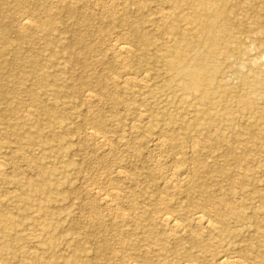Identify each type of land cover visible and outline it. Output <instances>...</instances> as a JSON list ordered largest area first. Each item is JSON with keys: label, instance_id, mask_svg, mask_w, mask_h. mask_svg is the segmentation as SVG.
<instances>
[{"label": "rangeland", "instance_id": "rangeland-1", "mask_svg": "<svg viewBox=\"0 0 264 264\" xmlns=\"http://www.w3.org/2000/svg\"><path fill=\"white\" fill-rule=\"evenodd\" d=\"M225 4L204 45L171 0H0V264H264V0Z\"/></svg>", "mask_w": 264, "mask_h": 264}, {"label": "bare ground", "instance_id": "bare-ground-1", "mask_svg": "<svg viewBox=\"0 0 264 264\" xmlns=\"http://www.w3.org/2000/svg\"><path fill=\"white\" fill-rule=\"evenodd\" d=\"M166 1H169V0H166ZM171 1H174L178 5L179 4L180 5L181 4L188 5L189 7H191L193 9V16L187 22L188 28H192V29L197 28V29H200L201 31H204L207 34L209 41H206L204 43V45H208L209 43H213V42H215V43L216 42H225L223 40L225 39V36L228 33V31L230 30V26H231L229 24V21H227L229 16L231 15V11L228 10V8L226 7L225 0H171ZM103 7L105 10L107 6H103ZM107 9H109V8H107ZM220 21L222 22L221 25H219ZM21 24H22L21 28H28L30 26L29 20L28 21L23 20ZM115 45H117V46L113 47V51L115 52V54L118 57L122 58V57H126V56L130 55V53H131L130 48L127 45H125L122 42L117 43ZM182 56L183 55L181 54V47L179 45V42H175V52L173 53V55L170 56L171 59L173 58V60H171L172 61L171 63L174 64V68H175L178 76H180L181 74L182 75L185 74V75H189L190 77H192V82H190L187 85V87H184L185 91L188 90L191 92L192 91L198 92L200 94L201 99H207L208 96L210 95V89L208 87L206 90L201 91L199 88V82L201 80H203L206 82V84H208V86H210V84L212 83L210 77H208V76L206 77L207 72L210 71V63L207 62V60H206L205 62H199V63L195 62L194 64H185L184 61H181ZM206 59H207V57H206ZM121 62H122V59H121ZM143 77H145V76H143ZM128 80L129 79H126V81L123 83L125 86L129 84ZM133 80H135V79H133ZM141 82H142V80H141ZM116 83H119V82H116ZM123 84H121V85L124 86ZM87 97H88V95H87ZM243 109H245V110L250 109V104H246ZM94 132L95 131H93V134H94ZM96 135L98 136L97 132H96ZM98 137H100V135ZM99 140H100V138H99ZM101 140H102V136H101ZM164 143H166V142L163 141V144ZM163 144H160V145L163 146ZM2 168L3 167L0 166V171L2 170ZM176 172L177 171H175V173ZM186 175H188L187 169H186V171H185V169H181L180 171H178L177 174L173 175L172 177L169 176L170 178H168V185L175 187L178 183L179 184L182 183L180 181H182V179H185L184 176H186ZM182 177H184V178H182ZM103 197L105 198V196H103ZM103 202L105 205L104 207H106L108 210H112L111 206L113 205L112 202H114L113 199H112V202H110L108 198H105V199H103ZM194 221L197 225L201 226L204 229H213V227H214L213 226L214 222L212 223V221L208 220L205 217V215H202V214H196ZM161 222L164 226H166L169 229V231L171 233H174V234L178 233L179 234L180 232H182L184 230V226L181 223H179L176 219H174L172 216H169L167 214L162 216ZM241 261L242 260H240V259L221 258L219 260L218 264H242ZM190 264H192V263H190Z\"/></svg>", "mask_w": 264, "mask_h": 264}]
</instances>
